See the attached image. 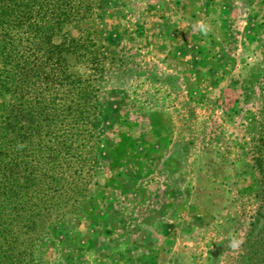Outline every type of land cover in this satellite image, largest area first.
<instances>
[{"label":"rangeland","instance_id":"374dc122","mask_svg":"<svg viewBox=\"0 0 264 264\" xmlns=\"http://www.w3.org/2000/svg\"><path fill=\"white\" fill-rule=\"evenodd\" d=\"M82 28L122 64L87 194L29 264H264V0H99Z\"/></svg>","mask_w":264,"mask_h":264},{"label":"trees","instance_id":"16d2710c","mask_svg":"<svg viewBox=\"0 0 264 264\" xmlns=\"http://www.w3.org/2000/svg\"><path fill=\"white\" fill-rule=\"evenodd\" d=\"M99 0H0V264H29L86 196L101 146L100 82L116 50L82 24ZM254 164L264 184V103Z\"/></svg>","mask_w":264,"mask_h":264},{"label":"clouds","instance_id":"9594fccd","mask_svg":"<svg viewBox=\"0 0 264 264\" xmlns=\"http://www.w3.org/2000/svg\"><path fill=\"white\" fill-rule=\"evenodd\" d=\"M210 31V27L204 23L200 22L199 32L203 36H207ZM243 244V240L239 238L237 235L233 234L229 238L228 247L231 248L233 251H238Z\"/></svg>","mask_w":264,"mask_h":264}]
</instances>
